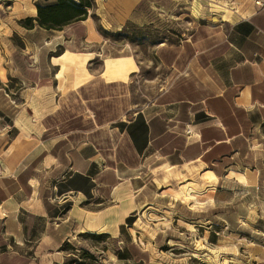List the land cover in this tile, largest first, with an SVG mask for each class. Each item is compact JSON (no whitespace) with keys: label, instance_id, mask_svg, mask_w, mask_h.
<instances>
[{"label":"crops","instance_id":"obj_1","mask_svg":"<svg viewBox=\"0 0 264 264\" xmlns=\"http://www.w3.org/2000/svg\"><path fill=\"white\" fill-rule=\"evenodd\" d=\"M255 1L234 0L225 32L197 29L189 42L160 47L170 81L141 108L120 109L130 94L117 83L129 81L130 61H105L103 79L90 75L85 57L14 73L2 67L0 264H63L62 246L85 233L117 241L127 219L147 207L139 180L152 164L154 172L182 168L216 184L235 176L264 184V0ZM29 14L36 17L35 6ZM10 84L31 87L17 95ZM143 259L106 252L100 264Z\"/></svg>","mask_w":264,"mask_h":264},{"label":"rangeland","instance_id":"obj_2","mask_svg":"<svg viewBox=\"0 0 264 264\" xmlns=\"http://www.w3.org/2000/svg\"><path fill=\"white\" fill-rule=\"evenodd\" d=\"M13 1L0 3V75L2 67L14 73L39 61L73 63L85 57L90 75L103 79L105 61H130L129 81L117 83L120 94H130L129 101L120 99L121 110L130 103L141 108L168 85L170 73L157 58L160 47L189 42L197 29L225 32L237 9L234 0H139L134 6V0H94L86 22L45 32L18 25L39 0H20L14 8ZM128 5L132 9L121 22ZM9 87L18 95L31 85ZM157 165L139 180L147 207L126 221L118 240L76 236L61 248L65 262L95 264L82 258L86 251L100 264L106 252L123 251L144 257L130 264H264V184L248 186L238 176L216 184L182 168L154 172Z\"/></svg>","mask_w":264,"mask_h":264},{"label":"trees","instance_id":"obj_3","mask_svg":"<svg viewBox=\"0 0 264 264\" xmlns=\"http://www.w3.org/2000/svg\"><path fill=\"white\" fill-rule=\"evenodd\" d=\"M1 2L2 0H0ZM34 6L36 8V17H27L19 20L18 25L20 27L26 30L38 27L46 31H60L73 23L86 20L89 16V11L94 7V0H39L34 3ZM131 219L128 218L127 221ZM79 236L88 237L95 241L109 238L107 234L85 233ZM82 258L97 264V260L93 255L86 251L82 252ZM64 264L70 263L64 262Z\"/></svg>","mask_w":264,"mask_h":264},{"label":"built area","instance_id":"obj_4","mask_svg":"<svg viewBox=\"0 0 264 264\" xmlns=\"http://www.w3.org/2000/svg\"><path fill=\"white\" fill-rule=\"evenodd\" d=\"M255 5H256V6H259V7H262V6H263L260 0H256V1H255ZM3 175H4L3 170H2L1 167H0V178H1Z\"/></svg>","mask_w":264,"mask_h":264},{"label":"bare ground","instance_id":"obj_5","mask_svg":"<svg viewBox=\"0 0 264 264\" xmlns=\"http://www.w3.org/2000/svg\"><path fill=\"white\" fill-rule=\"evenodd\" d=\"M138 1H139V0H134V3H135L134 5H136V4L138 3ZM130 9H131V7H128V8H127V11L129 12ZM126 13H127V12H126ZM120 19H121V18H120Z\"/></svg>","mask_w":264,"mask_h":264}]
</instances>
